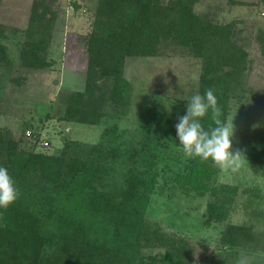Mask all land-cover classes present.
<instances>
[{
  "label": "rangeland",
  "instance_id": "374dc122",
  "mask_svg": "<svg viewBox=\"0 0 264 264\" xmlns=\"http://www.w3.org/2000/svg\"><path fill=\"white\" fill-rule=\"evenodd\" d=\"M35 1L43 0H0V130L5 139L14 142L19 152L67 153L82 160L96 147L118 149L120 157L101 160L107 170L113 169L99 184L117 196L128 176V169L119 167L132 155L133 164L147 168L156 153L159 184L145 216L166 244L153 237L139 253L159 260L171 253L169 245L183 241L188 264H237L240 258L247 264H264V5L258 4L260 0H202L194 7L198 15L230 25L237 47L231 46L232 50L247 53L236 70L239 94L230 100L227 121L235 125L233 151L245 157L234 172L216 167L211 187L217 194L205 196L184 194L165 181L192 160L175 141V125L178 115L186 113L187 102L199 93L203 59L169 40L155 57L127 60L125 78L133 86L128 106L118 112L104 104L106 120L98 126L60 122L63 97L85 91L86 36L97 0H45L58 15V27L45 52L49 65L44 70L23 65L29 41L24 30ZM171 107L169 115L166 109ZM107 129L116 132L106 133ZM65 142H70L69 149Z\"/></svg>",
  "mask_w": 264,
  "mask_h": 264
},
{
  "label": "trees",
  "instance_id": "16d2710c",
  "mask_svg": "<svg viewBox=\"0 0 264 264\" xmlns=\"http://www.w3.org/2000/svg\"><path fill=\"white\" fill-rule=\"evenodd\" d=\"M200 1L97 0L92 28L86 36L85 91L63 97L59 121L98 126L106 120V105L116 111L128 106L133 86L125 78L127 60L155 57L163 43L173 40L191 49L195 58L203 59L199 94L210 88L214 91L227 123L230 100L239 94L236 70L247 53L241 48L237 54L232 50L237 47L232 43L230 25H220L214 17L195 12ZM258 4L264 5V0ZM57 21V13L45 0L34 2L24 30L29 39L23 50L24 67L47 68L45 52ZM261 40L264 46V33ZM202 123L206 128L211 125L210 115ZM115 132L107 129L106 133ZM70 142H65V149ZM15 148L0 130L2 166L9 170L19 193L14 204L0 208V264H188L183 241L169 245L171 253L159 260L139 253L148 239L156 237L157 242L164 243L159 230H152L145 216L159 184L156 153L151 154L147 168L133 164L132 155L119 167H126L128 171H123L128 176L117 196L99 184L113 169L107 170V163L103 165L101 160L120 157L118 149L96 147L82 160L67 153H25ZM216 167L211 161L192 158L165 181L184 194L216 195L211 187Z\"/></svg>",
  "mask_w": 264,
  "mask_h": 264
},
{
  "label": "clouds",
  "instance_id": "9594fccd",
  "mask_svg": "<svg viewBox=\"0 0 264 264\" xmlns=\"http://www.w3.org/2000/svg\"><path fill=\"white\" fill-rule=\"evenodd\" d=\"M186 113L177 117L175 141L188 158H199L224 171H236L245 157L241 151H233L234 121L229 124L223 119L222 108L214 91L210 88L201 95L194 94L186 104ZM171 115L172 107L166 109ZM210 115L212 124L207 128L203 118ZM18 190L9 170L0 166V208H8L18 198ZM237 264H247L240 258Z\"/></svg>",
  "mask_w": 264,
  "mask_h": 264
}]
</instances>
